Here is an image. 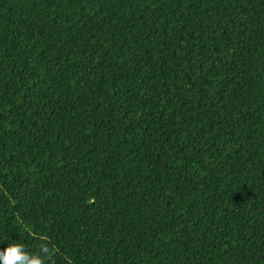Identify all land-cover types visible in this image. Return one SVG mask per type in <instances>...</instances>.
Masks as SVG:
<instances>
[{
    "label": "trees",
    "instance_id": "obj_1",
    "mask_svg": "<svg viewBox=\"0 0 264 264\" xmlns=\"http://www.w3.org/2000/svg\"><path fill=\"white\" fill-rule=\"evenodd\" d=\"M10 238L49 264H264V0H0Z\"/></svg>",
    "mask_w": 264,
    "mask_h": 264
},
{
    "label": "clouds",
    "instance_id": "obj_2",
    "mask_svg": "<svg viewBox=\"0 0 264 264\" xmlns=\"http://www.w3.org/2000/svg\"><path fill=\"white\" fill-rule=\"evenodd\" d=\"M0 244L4 245L0 248V264H49L52 257V251L45 245H41L39 252H31L19 240L10 238Z\"/></svg>",
    "mask_w": 264,
    "mask_h": 264
}]
</instances>
